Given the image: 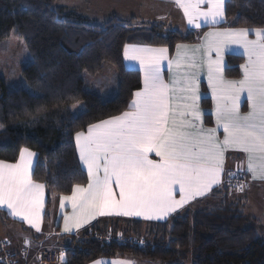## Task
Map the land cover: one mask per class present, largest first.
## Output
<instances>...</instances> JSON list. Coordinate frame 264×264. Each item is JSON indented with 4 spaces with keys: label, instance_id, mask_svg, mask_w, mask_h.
<instances>
[{
    "label": "trees",
    "instance_id": "1",
    "mask_svg": "<svg viewBox=\"0 0 264 264\" xmlns=\"http://www.w3.org/2000/svg\"><path fill=\"white\" fill-rule=\"evenodd\" d=\"M59 2L0 0V41L14 31L24 42L30 59L21 74L36 92L8 89L0 79V160L16 161L23 148L36 154L32 179L45 185L47 208L52 195L68 194L75 185L87 182L74 135L127 110L133 93L141 87L140 72L125 66L124 46L135 42L164 45L172 53L177 43L194 42L197 36V32L184 34L163 22L136 18L114 17L96 24ZM223 25L264 28V0H227ZM226 59L225 74L237 76L243 57L227 54ZM106 64L117 75V91L111 96L91 91L100 87L97 74ZM85 74L94 78L90 88ZM77 102L83 110L74 117L68 106ZM202 106H210L208 98ZM205 122L212 123L208 113ZM227 186L214 189L212 196H220L214 203L167 220L99 219L79 236L64 237L61 264H85L117 255L184 264L188 253L192 264H264V233L256 220L244 225L246 215L227 197Z\"/></svg>",
    "mask_w": 264,
    "mask_h": 264
},
{
    "label": "snow or ice",
    "instance_id": "2",
    "mask_svg": "<svg viewBox=\"0 0 264 264\" xmlns=\"http://www.w3.org/2000/svg\"><path fill=\"white\" fill-rule=\"evenodd\" d=\"M173 2L183 9L187 24L196 28L201 20L215 25L225 19L227 0ZM250 32L256 39H248ZM230 45H238L247 57L239 80L223 78V52ZM175 49L170 56L167 46H124V58L139 64L143 87L134 93L128 111L76 133L88 184L76 185L71 196L61 198V208L65 201L72 208L64 215V232L71 233L96 216L163 219L177 212L221 183L229 149L244 153L247 172L264 180V28L214 29L205 33L202 45L176 44ZM205 67L214 103L208 115L215 116V127L204 126L205 112L200 108V101L207 99L199 76ZM242 95L248 107L244 113ZM221 130L223 139L218 135ZM152 153L158 159H151ZM35 155L24 149L15 163L0 160V206L39 231L45 185L32 179ZM237 187L243 190V185Z\"/></svg>",
    "mask_w": 264,
    "mask_h": 264
},
{
    "label": "crops",
    "instance_id": "3",
    "mask_svg": "<svg viewBox=\"0 0 264 264\" xmlns=\"http://www.w3.org/2000/svg\"><path fill=\"white\" fill-rule=\"evenodd\" d=\"M59 4L66 5L68 7H72L76 9L81 15L91 19L96 24H102L108 19H111L114 17L121 19V20H130L132 18H136L139 22H145V23L163 22L166 24V26L169 29L177 30L184 34L187 32H197L196 40L194 42L177 43V44H185L189 46L202 45L204 43L205 33L212 31L214 29L223 30V29L242 28V27H238V28L229 27L226 25L224 26L223 24L225 22V19L215 25L205 24L201 20L200 28H196L194 26L188 25L187 18L184 16L183 9L178 7L173 2V0H77V2L76 1L67 2L66 0H60ZM201 7L206 9L207 5H202ZM249 29H256V28H249ZM248 39H253V40L256 39L255 32H250L248 35ZM126 45L153 46V47L164 46V45H151V44L142 43V42L129 43ZM175 51L176 49L174 47L172 53H169V55L174 56ZM227 54L241 55L243 57V61L239 63V74L237 76L230 77L225 74V68L227 67V59H226ZM212 55H213V59H215V53H213ZM29 59L30 58H28V60ZM246 59L247 57L243 55L242 48H240L238 45H230L223 52V62L226 65V67H224V70H223V78L225 80L241 79L242 70L240 69V65L244 64L246 62ZM25 63L26 62L21 63V66L24 65ZM124 63L127 68L136 69L140 72L141 87L138 89L140 90L143 87V82H142V72L140 71L138 62L128 61L124 58ZM164 75H165V79H168V73H167L166 66L164 70ZM199 76H200V91L202 94L207 95V98L210 102V106L208 108H205L202 106V100H203L202 99L200 101V108L205 112V114H207L214 109V103L211 99V89L208 87L206 67L203 68L199 72ZM108 89L109 87L100 85V87H96V88L94 87V89H91V91L97 92L100 95L111 96L114 94V92L117 91V83L115 84V87L113 86V91H111V93H108ZM134 93H133L132 99L134 98ZM245 95H242L241 97V100H242L241 112L242 113L248 111L247 103L245 100ZM74 105L76 106L77 114L83 110V108L80 107L81 105H83L82 103H79V102L73 103L68 108L71 114H73ZM128 110L129 108L125 111H128ZM117 115H114V116H117ZM210 116H211L212 123L207 124L205 122V115H204V126L205 127H215V116L214 115H210ZM108 118H105V119H108ZM98 122H95V123H98ZM87 128L84 131H79V132L86 133ZM218 135L220 136L221 139H223L222 130L218 132ZM74 142H75V148H76V153H77L80 167L85 171L87 175V169L84 167L83 163L80 161V158H79V151L76 145V134L74 135ZM24 149H27V148L21 149L17 160L19 159L20 154L22 150ZM27 150L34 153L30 149H27ZM35 157L36 156L33 157L34 163H35ZM150 158L158 159V157H156L154 153L150 154ZM16 161L11 162V163H15ZM224 168H225V172L221 174V183L219 185L213 186V188L206 195L197 197L196 199L189 201V203L185 204L182 208L178 209L177 212L171 213L163 219H155V218L145 219L143 216H117V215L96 216L94 219H90L88 223L83 224V226L80 227L79 229L74 228L71 233L64 232V215L71 214L72 212L71 202L65 201V206L63 208H61L60 205H61V198L64 196H71L72 191L76 185L73 187L71 192L68 194L52 195L50 197V204L48 208H47V193L44 188L45 203H44V208L41 212V222L39 224V231H37L35 227H33L27 221L23 220L21 217L14 216L11 213V211L7 209L6 206H0V240L4 239L7 241L8 243L7 249L17 264H37V252L40 248L53 247V246H64L66 244L64 237L74 236V235L79 236L83 230L87 229L90 225H92L94 222H96L99 219L127 218V219L142 220L143 222L163 221V220H167L172 215L183 214V213H186L187 211H195L198 208L204 206L206 202L214 203L216 199L220 198V196L216 195V197H214L212 196L214 195V193L212 192L214 191V189L216 190L218 188L223 189L225 187L224 185H226V180L229 177L227 175L228 172H232L235 174H241L242 179L246 180V184L244 185L248 186L247 190H242V191L239 189L229 187L230 189L228 190V195H231V196L235 194H236L235 196L243 195V199L245 198L246 200L250 201V199L254 197V196H250V194H252L251 192L252 188L253 187L259 188V187L264 186V180L253 179L252 174L247 172L246 156L244 153L238 150L229 149L225 153ZM37 183H40V182H37ZM87 184H88V176H87V182L84 184H80V185L86 187ZM115 191L118 192V188H115ZM258 198L260 200L264 199L261 196H259ZM177 199H179V196H177ZM230 201L233 202V200L231 199ZM98 260L105 261L106 264H111L112 261H126L127 264H158V263H152L149 261H143V260L134 258L129 255H124V256L117 255L113 257H99L85 264H94V262Z\"/></svg>",
    "mask_w": 264,
    "mask_h": 264
},
{
    "label": "rangeland",
    "instance_id": "4",
    "mask_svg": "<svg viewBox=\"0 0 264 264\" xmlns=\"http://www.w3.org/2000/svg\"><path fill=\"white\" fill-rule=\"evenodd\" d=\"M67 2H72L77 0H66ZM29 58V52L24 45V42L16 36L14 31L10 34V36L4 40L0 41V79L3 81L8 89L23 87L26 88L31 93H36L28 83L25 81L21 74V63H24ZM87 78V86H91V81L94 78L90 79L89 75ZM99 76V80L102 81L100 85H104L109 87L108 93L113 91V86L117 83V75L115 73L114 68L110 64H106L102 71L97 74ZM97 81V79L95 80ZM88 86V87H89ZM89 87V88H90ZM115 93V92H114ZM80 103V102H79ZM70 105L68 106V108ZM1 129V126H0ZM242 183L246 184V180L242 179ZM227 186V185H224ZM228 187V186H227ZM248 186L243 185V190H247ZM237 189V188H235ZM238 191V190H236ZM252 194L250 196H254L250 199V201L243 199V195H227L229 200H233V202L237 203L239 207L242 209L244 214L246 215L247 220L244 224L248 225V222H254L256 220L255 225L264 233V199L260 200L258 197L261 196L264 198V186L255 188L253 187L251 190ZM230 194V193H229ZM247 195V194H246ZM246 197V196H245ZM238 198V199H237ZM190 253L184 258V264H192L191 258H188ZM191 255V254H190Z\"/></svg>",
    "mask_w": 264,
    "mask_h": 264
},
{
    "label": "built area",
    "instance_id": "5",
    "mask_svg": "<svg viewBox=\"0 0 264 264\" xmlns=\"http://www.w3.org/2000/svg\"><path fill=\"white\" fill-rule=\"evenodd\" d=\"M241 174H235L228 177L226 184L231 188H237L238 185H244L241 180ZM107 238L109 235L107 234ZM7 241L0 240V264H17L7 249ZM64 246L42 247L37 252V264H59L64 260ZM63 255V258H61Z\"/></svg>",
    "mask_w": 264,
    "mask_h": 264
}]
</instances>
